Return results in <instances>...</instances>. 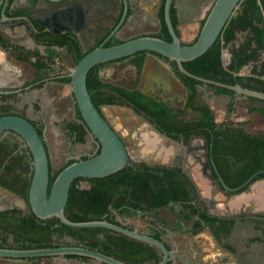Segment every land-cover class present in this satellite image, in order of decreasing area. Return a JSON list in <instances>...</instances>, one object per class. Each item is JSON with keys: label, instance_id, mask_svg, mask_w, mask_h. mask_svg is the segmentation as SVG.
<instances>
[{"label": "trees", "instance_id": "16d2710c", "mask_svg": "<svg viewBox=\"0 0 264 264\" xmlns=\"http://www.w3.org/2000/svg\"><path fill=\"white\" fill-rule=\"evenodd\" d=\"M31 1L34 4L37 2V0ZM164 7L165 0L159 13L162 29L152 36L171 41L172 37L165 22ZM16 13L20 14L21 11H16ZM206 17L200 22L199 32L192 43L198 39ZM171 19L180 36L177 30L178 18L174 4L171 8ZM239 33H246V38L240 45L232 47L231 60L225 67L224 49L237 40ZM33 38L37 43L45 46L44 53L38 48L28 49L15 44L2 32H0V48L11 54L14 59L30 62L34 66L37 73L34 83H38L37 88L44 85L51 73L58 81L71 83L70 72L59 73L56 70L55 59L60 58L57 48L65 49L66 53L72 57L75 67L80 59L103 42L102 40L85 51L72 33L58 35L45 31L40 26ZM121 42L123 40L113 38L105 46ZM148 53V51H140L116 61L131 58L140 73ZM156 55L171 65L186 87L188 99L185 109L177 110L170 107L136 87L103 81L100 77L101 70L115 61L96 65L88 72L87 88L96 108L101 113L103 106L117 105L131 108L147 122L156 126L160 132L176 141H181L180 139L183 138L185 144L189 143L192 136L204 137L210 150L209 155H213L221 176L230 187H238L254 173L264 170V134H253L229 122L219 123L216 121L212 108L206 103L198 102L199 89L207 86L217 95H227L232 98L228 108L232 112L234 111V99L240 95L189 77L179 70L175 61L159 54ZM249 64H252L250 72L243 74V68ZM183 66L193 75L205 79L231 85L239 84L264 92V0H242L239 10L230 18L216 42L203 55L192 61L183 62ZM133 83L136 86L139 79L134 80ZM21 90L22 88L0 89V117L26 116L25 113L18 112L14 105ZM247 99L257 103L256 106L250 107V111H256L264 116V100L254 97H247ZM75 110L77 121L68 122L67 127L72 135L73 144L85 143L89 130L83 123L77 105ZM187 110L194 115L190 114L187 117L185 115ZM31 122L43 136L44 125L32 120ZM15 148L16 146L5 145L0 141V185L29 203V189L34 172L33 163L27 160L26 156L14 153ZM99 152L100 148L95 155ZM88 158L90 157L82 156L80 160ZM75 161L74 159L69 160L58 170H53L50 166V188L58 174ZM213 177L217 179L214 171ZM260 178L264 179V175H259L254 181ZM83 181H86L89 187L83 188ZM249 186H246L244 190ZM164 209H169L175 215L176 230L185 229L187 232L197 234L209 228L222 248L233 250L226 241V237L230 235L236 218L212 215L208 204L201 198L195 182L180 165L130 160L124 168L111 175L101 178H77L70 187L65 216L72 222L106 220L133 230L135 228L126 224L125 220L140 217L148 222L150 235L163 241V230L168 227L167 220L161 216ZM12 213L16 214L14 216L15 225L10 224L9 219L4 217L0 218V227L11 233L16 249L83 246L127 264H160L163 260V252L160 248L121 232L104 227H71L62 223L58 217L41 219L32 210L24 216H22L24 214L22 210L16 209ZM254 219L261 220L264 227V214ZM165 244L171 248L169 244ZM42 258L50 257L29 259ZM68 258L91 260L80 256H69Z\"/></svg>", "mask_w": 264, "mask_h": 264}, {"label": "water", "instance_id": "95a60500", "mask_svg": "<svg viewBox=\"0 0 264 264\" xmlns=\"http://www.w3.org/2000/svg\"><path fill=\"white\" fill-rule=\"evenodd\" d=\"M7 1L8 0H6L3 6V13L2 17L0 18V23H5L9 20V18H7L5 15ZM46 1L48 2V5L44 8L45 16L41 21V23L45 26V31H52V26L55 25H60L62 27L60 31H55L58 34L75 31L72 27L73 19L71 15H69L71 4L66 3V0ZM80 1L83 2L84 0ZM174 1L178 3V16L180 18V22L183 20L182 14H185L183 9H186L185 2H182L181 0H166L165 2V22L172 37L171 41H167L152 35H141L124 40L119 44L106 47V42L118 32L128 14L129 0H124L125 8L118 25L110 32V34L100 46L88 52L82 59L79 60L78 64L69 73V76L72 79L71 87L74 96V103L80 110L84 125L89 130V133L97 139L101 147L100 152L97 155L85 160H77L65 167L58 174L50 188L49 150L45 143V137L39 134L37 128L31 122V120L20 115L2 116L0 117V135L7 131H13L19 134L26 141L28 147L31 150L34 172L29 189V203L31 210L36 214L37 217L41 219L58 217L62 223L76 228L104 227L148 242L162 250L163 260L160 264H167L168 262H171V264H205V262L209 261L211 257L208 256V253L206 254V252H203L196 247H194V250L192 248H190L191 250L185 249L183 251H180L179 249L175 250L168 248L164 241L156 239L150 234L133 230L131 228H126L122 225L110 223L106 220L72 222L65 216V207L69 199L70 187L75 179L105 177L124 168L130 160H135V157L128 150L121 137L113 129L103 114L96 108L92 101L91 95L87 88V75L92 67L106 62L116 61L140 51H148L149 53L147 54L143 70L148 66L150 58L157 60L164 71L163 77L165 82L162 87L164 93L163 95H159V98H157L158 96L156 94L149 93L142 89L141 91L156 98L159 101L167 104L170 103L171 105L175 99H181L184 107L187 104L188 94L186 87L177 77L171 65H169L165 60L156 54L175 61L182 73L207 85L228 89L246 97H254L264 100V92L262 91L252 90L239 84L231 85L205 79L193 75L183 66V62L192 61L203 55L216 42V40L223 33L230 18L239 8L242 0H215L209 10V14L206 17L198 39L192 44L183 43L172 23L171 8ZM195 18L196 17H193L192 21H194ZM21 19L23 20L26 27V33L29 34V31L32 29V22L28 20L27 16L14 18V20L17 21ZM29 40L33 47L27 46V48L34 49L38 47L42 51L45 49V46L37 45V42L32 37H30ZM224 66L226 67L227 65L224 63ZM134 68L137 69L136 66ZM100 77L101 79L104 78L102 72H100ZM175 82L181 87L183 91L182 98H180V95L176 92H173L171 96L166 98L164 96L165 92L170 91V89H172L170 84H175ZM147 124L150 132L142 135L143 138L141 142V144H143L146 149L158 150L161 154H165L168 157L173 156L174 158L179 153L187 154L192 158L195 157L197 152H203L205 156L208 153V143L204 137H194L187 145L183 141H176L166 134L158 131L151 123ZM153 132L154 138L164 142L168 149L165 147L164 149H158L155 146L152 147L149 144L148 139H145V137L150 136ZM169 149L171 152H168ZM204 159L201 158V160H203V165L201 166L198 164V166H195L194 169L195 174L202 181V186L206 192V195L201 194V198L208 204L210 213L220 217H234L243 214H254L253 210H249L248 213H246L245 208L247 204L245 202L240 203L239 208H232L228 200L222 202L213 194L215 192L217 194L221 193L226 198H228L230 194L239 193L249 185L250 186L245 191V194H254L257 190L256 186L264 179L260 178L256 181L254 180L259 175H264V170L254 173L242 185L238 187H230L226 184L225 180L217 169V166L214 163V157L211 156V160L218 178L217 181L213 178L209 161H205ZM226 198L223 199L226 200ZM215 242L217 243L216 239ZM69 256L88 257L89 259L101 264H127L101 252L85 248L83 246H60L44 249L0 248L1 258L29 259L38 257H61L68 262L69 260H73L72 258H68Z\"/></svg>", "mask_w": 264, "mask_h": 264}, {"label": "crops", "instance_id": "0c3cea01", "mask_svg": "<svg viewBox=\"0 0 264 264\" xmlns=\"http://www.w3.org/2000/svg\"><path fill=\"white\" fill-rule=\"evenodd\" d=\"M90 0H84L85 8H88L91 3ZM185 2L186 9H183L185 14L183 15V20L180 22L181 24L187 22H195L197 19H201L202 13L205 11L208 6H205L202 9H198L197 13H194L193 10L197 8L200 0H181ZM2 0H0L1 4ZM13 5L15 6L13 10H19L24 8H30L29 0H13ZM40 7L32 9L35 10L33 12H40L42 8H45L48 5L46 0H40ZM67 2V1H66ZM208 3H210L208 1ZM44 11V10H43ZM196 12V11H195ZM193 17H196L194 21ZM180 19V18H179ZM22 20V19H21ZM20 21V20H19ZM8 26H0V32L6 34L7 37L15 44L33 47L30 38L26 35V27L24 26V22L10 19L7 21ZM76 33V32H74ZM128 40V39H127ZM89 44V43H88ZM82 45H86L83 44ZM45 48V47H44ZM85 49V48H84ZM41 50V49H40ZM60 52L61 59L72 60V57L69 56L64 48H57ZM42 51V50H41ZM45 49H43L42 53H44ZM57 58V57H56ZM147 58V56H146ZM124 61H120L116 65H122ZM135 65L132 62L131 64L126 65L127 69H132ZM70 72L73 70V65L69 66ZM57 72L60 73V68L57 66ZM136 72L138 70L136 69ZM163 70L161 65L157 62V60L150 58L148 66L144 68L142 72H138L136 78L140 80V88L149 93L156 94L157 96L163 95L164 91L162 89L164 84ZM65 73V72H63ZM57 74V73H55ZM37 77L36 70L34 66L30 62H24L14 59L11 54L4 51L0 48V89H13V88H22V90L18 93V97L25 99L23 104H28V111L31 114H26V117L29 120L39 122L45 126L44 129V137L45 141L48 144V139L46 134L49 130H51L57 137L59 136V132L54 128L51 129L47 127V124L55 123L59 124L60 121L64 120L65 112L67 108L56 106V102H59L61 99L67 97L69 100V110L75 108L76 104L74 103V96L72 93L71 83H64L58 81V79L53 76L51 73L49 78L46 80L44 85L40 88H37V84L34 83L35 78ZM170 79V77L168 76ZM172 89L170 91L165 92V97L171 96L173 92H176L180 96L183 95V91L181 87L175 82L170 84ZM170 87V86H169ZM170 87V88H171ZM213 91V90H212ZM66 92V94H65ZM205 93L203 88L199 89L198 101L199 103H207L202 100V95ZM59 95V97H58ZM65 95V96H64ZM178 95V96H179ZM176 100V99H175ZM174 100V101H175ZM178 100V99H177ZM38 104L40 110L35 113L34 104ZM68 103V102H67ZM208 104V103H207ZM212 110L215 112V105H210ZM114 108V107H112ZM118 108V107H117ZM23 106L21 107V110ZM63 109L65 112H63ZM74 113V117H76V110ZM216 115V112H215ZM50 160L52 158V153L50 147L48 145ZM54 169V170H58ZM195 174V173H194ZM193 178L201 192V194L206 195L205 190H201V180L195 174ZM257 190L254 194L246 195L243 193L237 197L231 199H223L222 197L216 196V198L220 199L222 202L229 201L231 207H238L240 203H246L247 206L245 211L253 210L254 214L257 212L264 211V180L261 183H258L256 186ZM238 204V205H237ZM167 209H164L161 213V216L168 220L171 216L166 213H163ZM169 210V209H168ZM170 211V210H169ZM247 211V212H248ZM171 212V211H170ZM245 220L237 221L235 227L233 229V234L229 244L232 246L233 251L228 252L221 248L214 239V236L211 234L209 228H206L204 231L193 234L184 230H176L174 225H170L168 223V227L164 228L163 241L170 245L172 249L183 251L185 249L194 250V247L199 250L208 253L211 259L206 261L205 264H264V245H263V224L261 220L254 218H244ZM61 264H83L86 261H82L79 259L76 262L69 260L68 262L59 257ZM89 262V261H88ZM87 263V262H86ZM90 264V263H87Z\"/></svg>", "mask_w": 264, "mask_h": 264}, {"label": "flooded vegetation", "instance_id": "af4514ba", "mask_svg": "<svg viewBox=\"0 0 264 264\" xmlns=\"http://www.w3.org/2000/svg\"><path fill=\"white\" fill-rule=\"evenodd\" d=\"M39 1L40 0H37V2L34 4L31 0H29V2H28L29 6L28 7H30V8H24V9H19V10H13V8L15 7L13 5V3H14L13 0L7 1V5L5 8V15L7 16V18H9V20L14 19L16 17H26L27 16L28 20H30L33 23V24L31 23L32 29L29 31V34L26 33L28 38H30V37L33 38L34 33L38 32L39 26L45 30V26L41 23L42 19L45 16L44 8H42V11H40V12H37V11L33 12L35 10L32 11V9L41 8ZM66 1H67L66 3L71 4V7H70L71 9L69 11V15H71V17L73 19L72 27L75 30V31L70 32V33H72L74 35V37H76L80 41L81 44L82 43L83 44L89 43L90 47L97 44L98 42H101L102 40H103V42L105 41V39L110 34V32L120 22L122 15H123V12H124V8H125L124 7V0H90L89 2L91 3V5L88 8H85V6L83 5L84 1L83 2H81L80 0H66ZM5 2H6V0H2V2L0 4V18L2 17L3 6H4ZM165 2H166V0H165ZM163 3H164V0H129L128 14H127L123 24L119 28L118 32L114 36H112L109 40H111L113 38H115V39L118 38V39H121L124 41L126 39H130V38L141 36V35H152V34L159 33L162 29V23H161V20L159 17V13H160V10L163 6ZM173 4L177 10V18H178L177 30L180 33L179 37L182 39L183 43L191 44L197 35L194 37L193 41H188L184 38V31L188 32L190 30V28H188V26L191 24H194L195 22L200 21V20L197 19L195 22H187V23L181 24L179 16H178V13H179L178 12L179 8L177 6L178 3L176 1H174ZM198 7L199 6H197V8ZM16 11L17 12L21 11V13L18 14V13H16ZM194 11H196V10L194 9L193 12ZM20 21L23 22V20H20ZM20 21H18V22H20ZM1 25L4 27L8 26L7 22L0 23V26ZM147 28H151V29L146 30ZM61 29H62V27L60 25L59 26L55 25V26H52V31H50V32L58 34L55 31H60ZM199 29H200V23L198 25V32H199ZM74 32H76V33H74ZM60 34H63V33H60ZM4 35H5V37H7L6 34H4ZM37 45L44 46L40 43H37ZM119 62L120 61H115L113 64L116 65ZM139 83H140V80H139ZM139 83L136 85V88L141 90ZM157 98H159V96ZM180 98H182V95L180 96ZM167 105H169L170 107H173L177 110H183L186 108L187 104L183 107L182 100L176 99L175 101H173V104L170 105V103H169ZM113 106L118 107V108L124 107V106H117V105H111V106H107V107H113ZM124 108L130 109L131 111H133L131 108H128V107H124ZM133 113L135 114V116L139 117L142 120V123H149L142 116L136 114L134 111H133ZM103 116L107 119V117L104 115V113H103ZM71 121L76 122L77 121L76 117H74ZM107 121L110 123V121L108 119H107ZM67 124H68V122H65V121L62 122V127L66 132V140L70 141V144H69V147H70L71 141L73 138H72V135L70 134V131L67 127ZM110 125L118 133V135L121 137V139L125 143L126 147L128 148V144L126 143L124 137L115 129V127L111 123H110ZM47 127H48V125H47ZM138 127H139V125H138ZM154 127L156 128V126H154ZM139 129H138V131H139ZM131 132H133V131H131ZM142 133H144V132H141V134ZM145 133H147V131ZM88 134H90L89 131H88ZM141 134L139 135V132L135 136H133L131 134V137H134L135 139L140 140L142 138ZM44 135L45 134H43V136ZM90 135H91L92 139L93 138L96 139L92 134H90ZM194 137H197V136H192L189 140V143L192 140V138H194ZM60 140H63V139L61 138ZM180 140L181 141H179V142H182V141L184 142L183 138H181ZM0 141H2V143L5 145L16 146V148L14 149V151H15L14 153H20V154L26 156L27 160H29L30 162L33 163L31 150L28 147L26 141L19 134L15 133L13 131H7V132L0 135ZM96 141H97V139H96ZM46 145L48 148L47 143H46ZM97 145L98 146H96V149L93 150L91 153H89V155H91L89 157L95 156L97 150L99 148L101 149L99 143H97ZM128 150L130 151L129 148H128ZM209 151L210 150L208 149V153L206 154V156L204 155L203 152H197L195 154L194 158L190 157L187 154L179 153L174 158L176 160L170 164L182 166L184 168V170L191 176V178L195 182L193 175H192V172L195 173V169L193 167L195 165L198 166V164L201 166L203 165V160H201V158H203V159L205 158L206 160L209 161L210 169L212 171L211 172L212 175H213V171L215 172L214 167H213V163L211 160V156H213V155L211 154V156H210ZM63 153L65 155L64 156L65 161H66L65 163H67L71 159H74L77 161V160H80V158L82 156H88V154H86V153L80 154L79 159H77V158H75L74 155H71L69 153V151L67 152V149ZM57 157L59 158L58 155H57ZM192 159H193V161H191ZM134 161H145L147 163L156 164V162H148L147 160H134ZM214 163H215V161H214ZM157 164H159V163H157ZM50 166L53 169H55L53 166L52 158L50 160ZM215 180L217 181L218 178ZM195 184H196V182H195ZM196 186H197V184H196ZM198 190H199V188H198ZM246 190H242L239 193L230 194V196L228 198H226L221 193H220V195L222 198L231 199V198L237 197L239 195H242L243 193H245ZM11 192L12 191H10L7 188L0 185V218L1 219L4 217L8 218L10 224L15 225L14 216L16 214L12 213V211H14L16 209L22 210L24 212V214H22V216H24L26 213H29L31 211V207H30V203H28L25 199H23L21 197H20L21 199L19 198L21 200V203L14 202L16 196L14 195L15 193L12 194L13 192L12 193ZM199 193L201 196L200 190H199ZM247 211H246V213H248ZM262 214H264V211L257 212V213L252 214V215L251 214H243V215L234 216L236 219H235V222L233 225V229H234L237 221L245 220L244 218H248V217L249 218L250 217L251 218L257 217L258 218V215H262ZM19 216L21 217V215H17V217H19ZM175 222H176V220H175V215H174V222H173V224H170V225H174ZM233 229H232L230 235L228 237H226V241L228 243L231 240V237L233 234ZM140 232H143L146 234H151L149 227H148V229L142 230ZM163 235H164V232H163ZM163 235H162V237H163ZM14 245H15V243H14V239H13V236L11 235V233H8L7 231L3 230L2 227H0V246H1L0 248L16 249L14 247ZM223 249L228 251V252H231L230 250H227L225 248H223ZM1 260H8L9 262L11 261V264H18L19 262H23V261H41L42 259L30 260V259H12V258H1L0 257V261Z\"/></svg>", "mask_w": 264, "mask_h": 264}, {"label": "rangeland", "instance_id": "374dc122", "mask_svg": "<svg viewBox=\"0 0 264 264\" xmlns=\"http://www.w3.org/2000/svg\"><path fill=\"white\" fill-rule=\"evenodd\" d=\"M208 1L210 3H208ZM214 1L215 0H200V3L198 4L199 7L196 8L195 10L202 9L205 6H208V7L205 9L206 12L204 11L202 15H200L201 19H198L200 21H197L198 23L195 22L194 24L189 25L188 28H190V30L188 32L184 31V38L186 40L193 41L194 37L198 33L199 23L206 17L207 12L210 10ZM239 8L237 10H239ZM149 29L151 28H147L146 30H149ZM245 38H246V33H239L237 40L233 44H230L226 49H224L223 62L226 65H228V63L231 60L232 47L240 45L245 40ZM25 47L27 48L26 44H25ZM89 47H90V44H86L83 46V48H85L84 49L85 51L88 50ZM56 59H55V67L57 68L58 66V68H60V73L70 72L69 66L73 65V61L71 59L70 60H68L67 58L66 59L58 58V60ZM128 64H131V58L124 60L122 65L111 64V65L106 66L104 69L101 70V72L104 75V78L102 80L106 82H111L117 85H121V86L136 87L133 81L138 79L136 78V76L138 75V72H136V69L134 68V66L132 67V69H127L126 65ZM251 68H252V64L245 66L242 70V73L248 74ZM202 88L203 90H205V93L202 95V100L204 102H207L209 106L215 105L216 107L215 117H216L217 122L219 123L229 122L231 125L240 126L244 130L251 132L253 134H264V116L260 115L256 111H250V107L256 106L257 103L251 102L247 99L246 96L240 95L236 99H234V111L230 112L228 109L229 104L232 101V98L230 96L217 95L211 90V88L207 86H204ZM24 100L25 99H22L21 97H17L14 105L17 108L18 112H23L25 113V115L26 114L29 115L31 113H29L28 111V104H23ZM69 104L70 103L67 97L61 99L59 102H56V106L59 105L61 107L67 108L66 112L63 109V112H65L64 114L65 118L64 120L60 121L59 124H55V123L47 124L48 127H50L51 125V129L54 128L56 131L59 132L58 137L51 130H49L46 134V137L48 139V145L52 153L53 166L55 169L57 168L60 169L66 164L65 157H64L65 155L63 153L64 151H66V149H67V152L69 151L71 155H74L75 158L79 159L80 154L86 153L88 154V156H91L89 155V153L95 150L96 146H98L97 145L98 142L96 141V139L94 138L92 139L91 135L88 134L85 143H74L73 144L71 141V145L69 147L70 141L66 140V132L62 127V122L64 121L71 122V120L74 118L73 112H75V108H72L71 110H69ZM22 106H23V109L21 110ZM113 107L114 108L103 106L102 112L107 117V119L110 121V123L115 127V129L124 137L126 143L128 144V148L130 149V152L135 157V160H147L148 162H156V163L165 164V165L173 163L176 160L174 159L173 156L168 157L165 154L164 155L161 154L158 150L146 149L145 146L141 144L143 137L140 140L135 139L134 137H131V134L135 136L138 132H139V135L141 134V132H144L141 135L145 134L146 131L150 132V130L148 129V124L142 123V120L139 117L135 116L133 111H131L130 109H127L124 107H120V108H117L115 106ZM39 110H40L39 105L37 103L34 104L35 113H37ZM190 114L194 115L191 113L190 110H187L185 112V115L187 117H189L188 115ZM61 138L63 140H60ZM57 155L59 156V158L57 157ZM204 160L206 161V159ZM195 166L193 168H195ZM192 173L194 174V172ZM82 187L83 188L89 187V185L86 181H83ZM200 189L203 191L204 190L203 186L200 187ZM215 193L213 195L221 197L220 194H217V193L215 194ZM14 195L16 196L14 202L21 203L20 199L22 197L20 198V196L17 194H14ZM166 213H168L171 216V218L168 219L167 222L169 224H173L174 215L168 209L163 214L166 215ZM125 222L126 224L133 226L135 230L137 231L148 229V222L140 217L127 218ZM60 261H61L60 258L56 257V258H42L41 261H23V262H19L18 264H61ZM72 261L76 262L78 260L73 259ZM86 262L90 264H101L93 260H90L89 262L86 261ZM86 262H84L83 264H87ZM0 264H11V261L9 262L8 260H1Z\"/></svg>", "mask_w": 264, "mask_h": 264}, {"label": "bare ground", "instance_id": "6f19581e", "mask_svg": "<svg viewBox=\"0 0 264 264\" xmlns=\"http://www.w3.org/2000/svg\"><path fill=\"white\" fill-rule=\"evenodd\" d=\"M197 11L198 10H196V12L194 11V13H197ZM145 139H148V142L152 147L155 146L158 149L160 148L164 149L165 147L166 149H168L165 146L164 142L160 141L159 139L154 138V132L150 136L145 137ZM168 152H171V150L169 149Z\"/></svg>", "mask_w": 264, "mask_h": 264}, {"label": "built area", "instance_id": "2783aa9c", "mask_svg": "<svg viewBox=\"0 0 264 264\" xmlns=\"http://www.w3.org/2000/svg\"><path fill=\"white\" fill-rule=\"evenodd\" d=\"M56 60H58V58Z\"/></svg>", "mask_w": 264, "mask_h": 264}]
</instances>
